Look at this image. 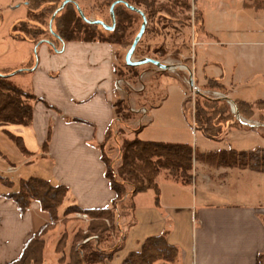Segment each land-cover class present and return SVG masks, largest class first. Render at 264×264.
I'll use <instances>...</instances> for the list:
<instances>
[{
	"label": "crops",
	"instance_id": "1",
	"mask_svg": "<svg viewBox=\"0 0 264 264\" xmlns=\"http://www.w3.org/2000/svg\"><path fill=\"white\" fill-rule=\"evenodd\" d=\"M244 2L197 0L196 5L203 13L204 30L217 39L199 32L193 56L195 86L218 90L207 88L209 79L217 80L225 87V91H218L231 108L235 100H264V9L245 7ZM35 50L37 57L27 71L30 82L24 86L53 108L37 101L32 125L0 127V140L15 129L31 153H14V164L10 159L7 166L0 161V264L16 259L26 241L49 221V214L38 201L33 200L22 212L8 197L18 191L22 179L42 177L68 187L62 214L72 205L83 209L111 207L115 197L99 148L115 119L111 45L67 42L61 49L52 50L47 42L30 44L28 60L21 67L32 62ZM257 113L262 117L260 110ZM147 115L150 121L151 111ZM258 122L264 121L258 118ZM49 133L45 152L43 143ZM136 136L151 140L141 138L139 131ZM221 149L225 148L215 150ZM0 152L1 160L6 155ZM36 159L46 162L42 170L37 169L34 175L21 171L22 164ZM196 167L195 161L192 184H183L168 174L158 175L160 206L155 205L153 190L135 196L132 225L124 235L123 247L109 264H122L131 252L141 250L147 238L165 230L169 231L167 241L180 249V264H257L258 255L264 252V203L241 201L234 197L239 196L238 190L231 195L227 189L230 180L241 179L252 170L220 167L208 174L206 165L202 164L200 171ZM52 234L50 231L45 239Z\"/></svg>",
	"mask_w": 264,
	"mask_h": 264
},
{
	"label": "trees",
	"instance_id": "2",
	"mask_svg": "<svg viewBox=\"0 0 264 264\" xmlns=\"http://www.w3.org/2000/svg\"><path fill=\"white\" fill-rule=\"evenodd\" d=\"M65 0H25L27 17L17 21L12 28V34L16 39L27 40L37 45L42 40L49 41L52 50L61 49L67 42H103L116 45L120 50L131 47L134 36L138 33L143 17L134 10L129 9L124 3L115 6L116 26L113 30H106L102 25L88 23L81 17L76 1L68 3L61 10L52 22H50L55 11ZM116 0H110L108 6L111 7ZM136 7L145 6L149 8L148 17L152 19L158 16L160 11L175 17L173 8L168 4L156 6V0H124ZM176 5L183 6L185 10H191L190 0H172ZM197 5V0H193ZM244 6L256 10L264 9V0H245ZM82 8V7H81ZM140 8V7H138ZM141 9V8H140ZM90 18V13L84 10ZM146 14V13H145ZM110 23L112 25V17ZM96 20H103L97 15ZM104 21V20H103ZM140 21V24H139ZM194 23L198 27V32L205 33L212 39H217L204 30L203 13L198 10L194 16ZM108 24V23H107ZM128 49V50H127ZM36 52V51H35ZM161 52V56L167 55L162 47L140 48L137 46L134 55L153 57L154 54ZM118 54V55H119ZM180 54V50H177ZM35 54L33 53L32 62L21 67L25 69L19 74H27L26 69L33 66ZM124 66L129 72H135L138 76L139 66L127 65L126 59ZM147 67H154L152 63H147ZM18 69H0V127L8 125L30 126L34 118V103L42 101L45 105L53 108L46 101L38 98L31 88H27L21 83L15 82L11 73ZM126 71L118 68L116 73L119 77L125 76ZM207 88L225 91V87L217 80L209 79ZM194 104L195 128L200 130L206 137L221 140L227 131V127L233 124L251 128L253 125L237 121L231 111V105L222 99H211L200 94L196 95ZM188 99H186V102ZM234 104L241 116L253 119L256 115V108L264 104V100L255 103L235 100ZM115 118L121 119L122 123L135 120V114L130 111L126 100L117 98L113 102ZM261 110H263L260 107ZM263 120V116L261 117ZM72 121L84 122L81 119L73 118ZM114 122L106 131L105 140L100 145L101 160L105 165V176L109 180L111 189L115 193L111 207L97 209H83L78 205L69 206L64 215H60V208L64 205L69 189L58 184L54 185L42 177H31L20 181L17 192L8 194L13 199L19 209L25 212L33 200L39 202L41 209L49 214V221L42 225L25 243L21 254L7 264H43L42 253L45 248V238L63 217L64 222L72 213L86 214L89 218L86 228H79L73 235L72 243L69 248L70 260L66 264H109L115 254L123 247L124 242L114 243L113 232L121 230L120 221L116 220L118 206L130 208L132 214L135 209L134 198L138 193L153 190L155 193V205L160 206V188L156 181L162 171H167L169 177L183 183L192 184L194 180V160H204L210 166L216 168H238L241 170L249 169L256 172H264V148L250 150H238L233 147L200 153L195 146L190 143L164 142L155 140H143L138 136L132 139L122 138L114 134ZM19 149L26 155H31L27 150L23 138L12 136ZM122 140L120 146L121 164L116 168L114 160L109 156V151L113 149L110 141ZM50 133L43 143V151H48ZM8 184H10L8 182ZM69 219V220H67ZM264 223V218H263ZM132 225V224H131ZM169 231L165 230L160 235L147 238L140 251L131 252L122 264H180V249L178 246L171 245L167 241ZM97 236L96 239H93ZM118 236V234H117ZM116 236V237H117ZM69 233L65 232L58 241L57 253L62 254L61 263H65L66 248L69 242ZM257 264H264V252L257 258Z\"/></svg>",
	"mask_w": 264,
	"mask_h": 264
},
{
	"label": "rangeland",
	"instance_id": "3",
	"mask_svg": "<svg viewBox=\"0 0 264 264\" xmlns=\"http://www.w3.org/2000/svg\"><path fill=\"white\" fill-rule=\"evenodd\" d=\"M75 1L80 7L91 14V19H95L99 15L106 23H110L109 11L111 7L108 6L110 0ZM24 2L25 0H0V69L2 70L12 68L22 69V63L28 60L27 55L30 44L32 43L27 40L16 39L12 34L13 25L17 21L27 17V8ZM190 2L192 8L189 11L185 10L179 4L175 5L172 0H156V6L162 4L170 5L175 12V17H171L168 13L160 11L158 16L156 15L152 19L148 17L149 8L143 5L138 6L146 13L148 18L145 34L138 46L145 49L150 47L152 50L162 47L163 51L165 50L167 52V55L161 56V52H155L152 58L168 64L170 66L168 70H162L157 66L147 67L144 64L138 67L139 74L135 76V72H129L124 66L126 48L119 54L117 50L119 51L120 49L116 45H111L114 74L113 99L115 101L119 97L126 100L130 111L136 116L135 120L125 123H122L121 119L115 118L113 121L115 136L119 135L123 139H132L136 136L137 131H139L140 137L144 139L149 138L155 141L190 143L200 153H209L216 151L215 149L229 147L238 150L264 148V122H258V118H261V116L257 113L253 117V120H247L237 111L236 105L234 109L233 107L231 108V111L237 121L241 120L244 123L253 125V127L248 128L240 124L229 125L227 127V130H230L228 136L225 138L222 137L218 141L206 137L200 130L195 128L194 104L197 94L211 99L226 100L227 98L222 92H220L222 95L219 97L215 96L213 92L218 90H200L190 84V77L193 75L192 72H194V48H196L197 38L200 36L198 27L194 23V16L198 8L193 0H190ZM212 17L213 15L210 16V21ZM242 26L243 24H241ZM177 50H180V54H177ZM34 54L37 57V53L35 52ZM133 59L138 60L140 56L133 55ZM218 67L219 69L221 68L219 65ZM118 68L126 71L124 72L125 76L119 77L116 73ZM19 73L13 74L11 77H13L15 82L26 86L30 82L29 77H27V74L25 77ZM186 99H188L187 102ZM137 110L140 111L136 112ZM259 110L264 118V104L256 108V111ZM149 111H151V117L150 121H147ZM15 133H17L16 130L11 129V132H6L5 138L2 137L0 140V149L7 156L2 155L4 160L1 158L0 161L6 166L10 164V159L11 164H14L13 161L16 159L14 153L18 152V154H21L18 145L12 138V136H17ZM110 145L113 149L109 151V156L114 160V165L117 168L121 164L120 146L122 145V140L116 141L113 138L110 141ZM29 146L33 147L30 144ZM195 161L197 171H200V166L204 164L209 168L208 174L215 173L216 166H210L201 159L194 160V165ZM45 165L46 162L44 160L36 159L32 163L22 164L20 167L23 168L21 170L23 173L29 171L26 173L34 175L38 173L37 169L40 171ZM7 168L10 167L8 166ZM246 172V175L241 179L229 181V185L227 184L228 191H230L231 195H235V191L238 190L239 193L237 195L239 196L234 197H239L241 201L264 203V174L262 175L260 172L254 173V171ZM161 173L167 174V171H162ZM6 175L10 176L9 173ZM60 215L62 216L64 214L60 213ZM115 215V221H120L119 223L122 228L121 230L116 229L113 232L114 243L117 244L124 240V235L133 222V216L130 208H122L121 206H118ZM61 218L62 220L58 223L59 226L57 225L51 231L53 234L47 240L45 239L46 244L42 253L43 264H66L70 260L69 248L74 233L79 228H86L89 220L86 214L79 212L69 214L67 218H70V220L67 219L69 220L68 222H64V218ZM60 231H62V234L59 236L58 233ZM65 232L69 233L70 238L65 253L67 259L65 263H61L60 259L62 258V254L57 253L56 247ZM96 238L97 236L93 237V239Z\"/></svg>",
	"mask_w": 264,
	"mask_h": 264
},
{
	"label": "water",
	"instance_id": "4",
	"mask_svg": "<svg viewBox=\"0 0 264 264\" xmlns=\"http://www.w3.org/2000/svg\"><path fill=\"white\" fill-rule=\"evenodd\" d=\"M70 2H74V0H65L62 3V5L55 11V13L53 14V17L51 19V22H50V28H51V30H52V27L51 26H52L53 19ZM118 3H124L129 9L134 10L135 12L139 13L143 17V22L141 24L140 30L137 33V35L135 36V38L133 40V43H132L131 47L129 48V50H128L127 54H126L125 59H126L127 65H130V66H140V65L147 64V63H152V64H154L155 66H157L158 68H160L162 70H168L170 68V66L168 64H165V63H163V62H161V61H159L157 59L151 58V57H145V58L138 59V60H134L133 59V55L135 53V50H136L137 46L139 45V42L143 38V36L145 34V31H146V28H147V24H148V18L146 16L145 12L142 9H140V8L134 6V5H131L130 3H128V2H126L124 0H116L115 2H113V4L111 5V8H110V14H111V17H112V25H109V24H107L105 21H103L101 19L96 20V19L88 18L86 16V14L84 13V11L82 10V8L76 2L78 11H79L81 17L83 18V20L87 21L88 23L102 25L106 30H113L115 28V26H116L115 6ZM42 42L50 43L49 41H46V40H42L40 43H42ZM31 69L32 68H28L26 70H31ZM23 70H25V69H18L16 71L12 72L10 75L16 74V73L21 72ZM190 84L193 87L195 86L193 80L190 81ZM232 107H233V109L235 108V104L234 103H233Z\"/></svg>",
	"mask_w": 264,
	"mask_h": 264
},
{
	"label": "built area",
	"instance_id": "5",
	"mask_svg": "<svg viewBox=\"0 0 264 264\" xmlns=\"http://www.w3.org/2000/svg\"><path fill=\"white\" fill-rule=\"evenodd\" d=\"M190 79L191 80H193V82H194V77H193V75H191V77H190ZM213 94L215 95V96H217V97H219L220 95H222L220 92H218V91H214L213 92ZM134 111V110H133ZM140 110H137L136 112H139ZM145 113H146V111H145ZM86 217V216H85Z\"/></svg>",
	"mask_w": 264,
	"mask_h": 264
}]
</instances>
